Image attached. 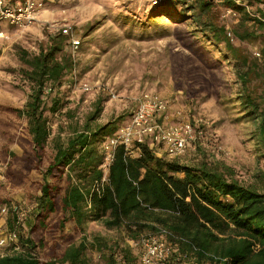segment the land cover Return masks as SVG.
Wrapping results in <instances>:
<instances>
[{
	"label": "trees",
	"instance_id": "obj_1",
	"mask_svg": "<svg viewBox=\"0 0 264 264\" xmlns=\"http://www.w3.org/2000/svg\"><path fill=\"white\" fill-rule=\"evenodd\" d=\"M214 1L149 3L151 18L192 19L213 41L225 44L243 88L241 100L252 108L250 115L261 117L264 148V93L259 91L264 86V0H250L258 4L263 20L224 0L240 14L233 29L237 44L228 37L231 30L209 18ZM256 40L262 43L261 58L245 47ZM68 43L59 31L37 54L19 50L20 73L31 92L22 108L1 106L26 122L22 133L9 136L22 152L2 149L6 178L15 186L24 185L33 171L42 178L33 182L29 225L18 226L19 211L6 202L12 210L8 226L18 231L21 249L0 256V264H95V253L104 264H138L141 251L130 241L147 234H162L174 246L171 263L186 255L198 264H264V170L256 180L244 181L213 149L169 159L147 139L136 143L131 153L120 146L109 182L97 188L104 176L102 144L120 126L115 121L97 123L104 102L99 98L82 124L74 121V110L67 109L68 127L53 130L52 118L67 107L64 88L77 67ZM48 88L51 93L45 97ZM94 222L116 235L89 234Z\"/></svg>",
	"mask_w": 264,
	"mask_h": 264
},
{
	"label": "rangeland",
	"instance_id": "obj_2",
	"mask_svg": "<svg viewBox=\"0 0 264 264\" xmlns=\"http://www.w3.org/2000/svg\"><path fill=\"white\" fill-rule=\"evenodd\" d=\"M44 2L38 21L25 32L1 27L8 35L0 44V221H5L4 234L10 232L7 218L10 219L12 213L11 210L10 215L2 214L6 202L26 212V225H29L35 197L33 182L41 179L42 174L33 171L22 186L13 185L6 178L2 149L9 147L19 154L22 152L9 136L22 133L26 122L1 106L22 108L31 92L20 73L23 62L19 50L37 54L47 44L49 36L58 34L63 25H69L80 35L82 45L73 54L77 67L64 88L67 107L52 118L55 132L60 125L68 127L67 109L74 110V121L82 124L99 98L104 102L97 123L115 121L121 126L129 121L141 95L155 91L168 99L171 123L189 118L208 119L223 148L217 152L219 157L233 166L242 180H256L255 176L264 170L261 117L250 115L252 108L243 104V88L235 62L223 42L213 41L211 34L203 32L202 26L192 19L186 21L174 15L152 19L151 5L143 0ZM227 8L224 0H215L209 18L233 32L239 26L240 14L224 17ZM257 8L258 4L251 1L252 11L257 13ZM209 18L205 16L204 20ZM245 47L252 54L262 48V43L256 40L246 43ZM84 84L92 89L85 91ZM259 91L264 93V86ZM50 93L48 88L45 97ZM52 93L54 95L55 90ZM158 147L163 155V145ZM51 153L50 148L48 155ZM194 154L195 151L188 157ZM88 233L116 235L99 222L91 223ZM78 239L76 236L75 241ZM3 252L11 254L10 248ZM38 254L42 256L40 251ZM94 255L95 264H104L97 253Z\"/></svg>",
	"mask_w": 264,
	"mask_h": 264
},
{
	"label": "built area",
	"instance_id": "obj_3",
	"mask_svg": "<svg viewBox=\"0 0 264 264\" xmlns=\"http://www.w3.org/2000/svg\"><path fill=\"white\" fill-rule=\"evenodd\" d=\"M143 1L158 4L163 0ZM233 1L253 18L262 19L258 13L252 11L250 0ZM44 8V0H0V44L8 39L6 32L1 29L3 24H6L8 28L25 32L38 21ZM237 12L233 8H227L224 17L235 16ZM59 31L68 37L70 51L72 54H76L82 45L80 35L76 34L69 25L61 26ZM228 37L233 44L238 43V39L232 31H228ZM252 55L261 58V52L257 49L252 52ZM83 89L89 91L92 88L89 84H84ZM169 109L168 99L160 93L146 91L141 95L129 121L121 125L102 144L104 176L101 183H98V189L104 183L109 182L110 167L120 146H124L131 153L136 143H142L149 139L152 146L163 145L162 153L169 159H180L191 152H196L199 147L204 145L215 152L223 150L208 119L189 118L171 123L168 116ZM158 153L162 155L159 148ZM17 210L19 211L18 226L25 225L28 218L26 212L14 206V211ZM1 212L4 215L8 214L10 207L4 206ZM131 244L140 249L141 264H198L186 255L175 263H171L175 248L163 239L162 234H147L137 241L132 240ZM0 248L3 250L10 248L11 252L20 250L18 231H10L0 237ZM3 250L0 252V256L7 255Z\"/></svg>",
	"mask_w": 264,
	"mask_h": 264
},
{
	"label": "crops",
	"instance_id": "obj_4",
	"mask_svg": "<svg viewBox=\"0 0 264 264\" xmlns=\"http://www.w3.org/2000/svg\"><path fill=\"white\" fill-rule=\"evenodd\" d=\"M3 26H5L7 30L10 29V28L7 27L6 24H3ZM162 151H163V150H161V152H162ZM5 215H10V213L5 214ZM7 219L9 220V218H7ZM4 222H5V221H4ZM4 222H3V221H0V237H2V236L4 235L3 232H4L5 230H7V229H5V230L3 229V227H4V225H5ZM7 224H8V221H7ZM2 250H3V249L0 248V252H1Z\"/></svg>",
	"mask_w": 264,
	"mask_h": 264
}]
</instances>
